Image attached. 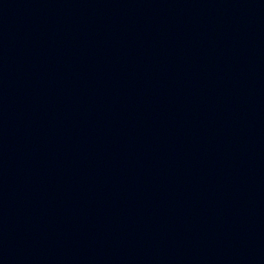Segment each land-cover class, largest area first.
I'll return each instance as SVG.
<instances>
[{
  "label": "water",
  "instance_id": "1",
  "mask_svg": "<svg viewBox=\"0 0 264 264\" xmlns=\"http://www.w3.org/2000/svg\"><path fill=\"white\" fill-rule=\"evenodd\" d=\"M0 264H264V0H0Z\"/></svg>",
  "mask_w": 264,
  "mask_h": 264
}]
</instances>
